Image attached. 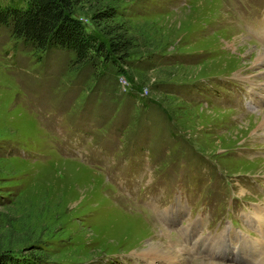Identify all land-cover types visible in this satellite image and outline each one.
I'll use <instances>...</instances> for the list:
<instances>
[{"label": "rangeland", "instance_id": "obj_1", "mask_svg": "<svg viewBox=\"0 0 264 264\" xmlns=\"http://www.w3.org/2000/svg\"><path fill=\"white\" fill-rule=\"evenodd\" d=\"M25 3L0 0V7ZM263 6L81 0L75 15L86 29L101 26L94 13L109 8L108 22L131 35L118 65L97 55L73 64L72 49L36 47L0 23V264H246L234 257L241 250L234 242L233 254L219 258L182 251L179 228L199 224L197 215L200 233L218 236L228 221L264 256V233L244 215L264 207V59L252 65L264 36L252 38L237 18H256ZM236 76L256 83L252 109L229 93ZM176 199L186 205L177 229L157 212ZM154 241L184 254L137 253Z\"/></svg>", "mask_w": 264, "mask_h": 264}, {"label": "trees", "instance_id": "obj_2", "mask_svg": "<svg viewBox=\"0 0 264 264\" xmlns=\"http://www.w3.org/2000/svg\"><path fill=\"white\" fill-rule=\"evenodd\" d=\"M81 0H26L23 6L0 7V23L9 24L11 33L45 48L55 44L74 51L71 63L78 64L96 55L102 60L126 59L132 37L114 20L109 9L96 10L94 16L104 19L97 29H86V21L75 15ZM99 60V59H98ZM101 60V59H100Z\"/></svg>", "mask_w": 264, "mask_h": 264}, {"label": "bare ground", "instance_id": "obj_3", "mask_svg": "<svg viewBox=\"0 0 264 264\" xmlns=\"http://www.w3.org/2000/svg\"><path fill=\"white\" fill-rule=\"evenodd\" d=\"M243 36H247V35H245V33H243ZM249 45H251V44H249ZM253 47H254L255 50L252 52L253 55H254L252 65H255V66L256 65H260L261 62L264 59V48L262 46L256 45V44L253 45ZM260 73H262V77L264 78V72H260ZM257 96H259V95H257ZM259 121L260 122H258V126L261 127V130H264V112L262 113L261 118L259 119ZM159 209H161V210L163 209L162 210L163 211L162 213L164 214L163 218L165 216H169L170 218H174L178 214H180V211L183 209V204L179 203V204H177V205H175L173 207H170L168 209H167V207H161ZM245 218L247 220L251 221L252 225H253L254 222L257 223L258 225H260V227L262 228V230L264 232V207L263 208H259V207H257V205H252L250 207L248 213L245 214ZM197 223H199V222H197ZM138 224L140 225V227L143 230L147 229V227H145L142 223L139 222ZM194 226L196 228H198V224H193L191 227H194ZM261 228L257 227V229L259 231H261ZM229 233H230L229 231L228 232L222 231V232H220L218 234V236H229ZM235 236L238 237V236H246V235L244 233H242V232H240V233L235 232ZM221 240H222V238H220V240L219 241L217 240V241L221 242ZM237 240L240 243L244 244V240H245L244 238L238 237ZM244 245H250V244H244ZM174 251L176 252V250H172V249L166 248L161 241H158V242L154 241V242H152L150 244H146L143 247V249L141 251L137 252V253H145V254H148L151 257L155 258V259H165V260L168 259V258H178V259H180L182 257V255H180V254L181 253L184 254V252H181V253L178 254V253H175ZM254 253L257 254V252H254ZM252 263L253 264H264V257H261L260 259H256V261L252 262ZM195 264H220V263H216V262H208V263L202 262V263H200V262H198V263H195Z\"/></svg>", "mask_w": 264, "mask_h": 264}]
</instances>
